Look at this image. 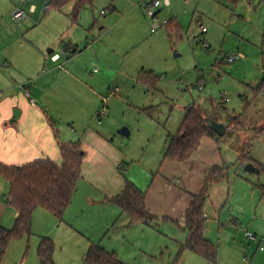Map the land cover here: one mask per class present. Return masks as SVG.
<instances>
[{
    "label": "rangeland",
    "instance_id": "obj_1",
    "mask_svg": "<svg viewBox=\"0 0 264 264\" xmlns=\"http://www.w3.org/2000/svg\"><path fill=\"white\" fill-rule=\"evenodd\" d=\"M153 1L93 0L72 24V4L58 10L48 7L50 0H0V84H22L19 72L36 51L33 42H50L47 54L49 48L62 53L70 41L79 49L67 51L65 66L85 89L66 104L51 98L49 105L58 135L85 152L72 204L62 221L37 208L32 234L11 241L0 264H38L41 237L54 241L55 264H85L89 239L124 264H264V174L245 171L242 159L249 152L264 164V95L257 90L264 73V0H160L159 21L173 23L155 31L146 9ZM17 9L26 14L21 21L14 18ZM231 56L240 58L229 62ZM193 104L229 126L218 145L227 178L210 188L205 202V237L217 248L215 263L182 251L188 232L177 225L155 220L129 227L108 201L125 178L151 184L152 168ZM123 127L129 137L118 133ZM8 195L0 176V224L11 229L15 209Z\"/></svg>",
    "mask_w": 264,
    "mask_h": 264
},
{
    "label": "trees",
    "instance_id": "obj_2",
    "mask_svg": "<svg viewBox=\"0 0 264 264\" xmlns=\"http://www.w3.org/2000/svg\"><path fill=\"white\" fill-rule=\"evenodd\" d=\"M92 2L93 0H50L48 7L62 10L72 4L73 9L69 17L72 24H76L83 8ZM172 23L169 21L166 25ZM73 53H76V49ZM151 79L156 80V77L151 76ZM257 90L264 95V80H261ZM207 119L218 121L208 116L206 109L200 106L193 104L187 107L177 134L170 138L163 160L184 162L198 149L202 138L207 136L218 139V133L208 126ZM228 127L226 126V131ZM233 128L236 129L237 125ZM60 154V163L49 158L38 159L24 166H9L0 162V176L9 184L8 203L18 213L13 228L6 229L0 226V261L11 241L32 234V217L37 208L47 210L62 221L66 210L72 204L77 184L82 178L81 169L85 152L79 143H62ZM242 159L246 161L245 165L252 162L260 170L258 174H264V165L254 163L249 152L243 155ZM226 178L227 167L214 166L207 173L201 191L192 195L193 201L186 212L185 229L188 231V238L181 245V250L195 252L212 263L217 261L218 251L205 237V202L210 188ZM145 198L146 193L125 178L122 191L108 201L116 205L121 214L128 217V226L132 227L151 225L155 220V216L146 206ZM54 251V241L49 237H42L37 247L38 264H54ZM84 262L124 264L114 252H108L97 244L89 247Z\"/></svg>",
    "mask_w": 264,
    "mask_h": 264
},
{
    "label": "crops",
    "instance_id": "obj_3",
    "mask_svg": "<svg viewBox=\"0 0 264 264\" xmlns=\"http://www.w3.org/2000/svg\"><path fill=\"white\" fill-rule=\"evenodd\" d=\"M34 9L35 6H32V11ZM33 45L36 47V51L24 62L22 72H19L22 84L17 85L10 79L0 84L2 93L0 100V162L9 166H24L42 158H49L60 163V145L73 142L69 141L68 136L58 135L49 112L51 98L66 104L72 99V96L77 97L85 92V89L77 85V76L69 72L65 66L67 65L64 61L65 54L67 51L73 52L74 50L70 41L62 53L49 48L46 54L44 49L51 45L50 42L43 44L33 42ZM75 47L77 53L79 46ZM57 54L60 57L55 61L52 56ZM4 66L8 67L9 63L5 62ZM14 70L17 71V69ZM26 91L29 92L30 99H33L35 104H32L30 99L25 96ZM221 140V138L207 136L202 138L198 149L184 162L162 159L156 170L152 168L151 172L154 175L149 185L145 180L139 178L134 180L141 189L145 188L146 206L155 216V220L173 223L187 231L185 229L186 212L193 201L192 195L201 191L207 173L214 166H225V162L227 163L218 148ZM118 184L116 192L108 195L114 197L122 191L124 183ZM4 212L5 209L0 205V217ZM17 216L18 213L15 211V220ZM126 218L129 223L127 216ZM204 218L205 220L209 219L205 210ZM204 232H206V228ZM88 242V249L92 244L102 246L90 239ZM38 245L39 243L37 247ZM103 248L106 250L105 247Z\"/></svg>",
    "mask_w": 264,
    "mask_h": 264
},
{
    "label": "built area",
    "instance_id": "obj_4",
    "mask_svg": "<svg viewBox=\"0 0 264 264\" xmlns=\"http://www.w3.org/2000/svg\"><path fill=\"white\" fill-rule=\"evenodd\" d=\"M162 4L163 3L160 0H155L146 6L147 15L153 20V28H152L153 31L159 29L160 27L166 25L169 22V21H164L162 23L159 21L158 13H159V8L162 6ZM166 4H169V0H166ZM25 16L26 14L23 10L17 9L14 12V18L17 21H21L22 19H24ZM202 30L203 32L207 31V29L203 26H202ZM59 57L60 56L57 54V55L52 56V59L56 61ZM238 58H240V56H231L228 61L234 62ZM25 96L30 99V95L28 91H26ZM1 99H2V93L0 92V100ZM30 102L32 104H35V101L33 99H30ZM104 115H106V112L104 113ZM246 236L248 237V239H256V236L250 232H247Z\"/></svg>",
    "mask_w": 264,
    "mask_h": 264
},
{
    "label": "water",
    "instance_id": "obj_5",
    "mask_svg": "<svg viewBox=\"0 0 264 264\" xmlns=\"http://www.w3.org/2000/svg\"><path fill=\"white\" fill-rule=\"evenodd\" d=\"M176 57H178V54L175 55ZM262 80H264V73L262 75ZM15 116H16V113H15ZM207 123H208V126L216 131L218 133L219 136H223L225 135L226 133V126L224 123L222 122H218V121H214L213 119H207ZM118 133L122 136H126V137H129L130 136V130L127 128V127H123L121 128ZM245 171L249 172V173H259L260 170L254 166L253 163H249L246 165L245 167Z\"/></svg>",
    "mask_w": 264,
    "mask_h": 264
}]
</instances>
